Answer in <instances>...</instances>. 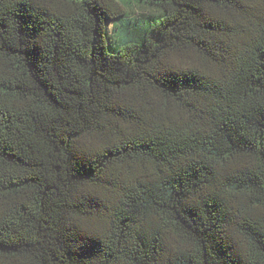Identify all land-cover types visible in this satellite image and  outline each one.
<instances>
[{
  "label": "trees",
  "instance_id": "1",
  "mask_svg": "<svg viewBox=\"0 0 264 264\" xmlns=\"http://www.w3.org/2000/svg\"><path fill=\"white\" fill-rule=\"evenodd\" d=\"M0 264H264V0H0Z\"/></svg>",
  "mask_w": 264,
  "mask_h": 264
},
{
  "label": "clouds",
  "instance_id": "2",
  "mask_svg": "<svg viewBox=\"0 0 264 264\" xmlns=\"http://www.w3.org/2000/svg\"><path fill=\"white\" fill-rule=\"evenodd\" d=\"M113 27H118V26H116V25H114ZM123 37V32H118L117 34H116V39H120V38H122Z\"/></svg>",
  "mask_w": 264,
  "mask_h": 264
}]
</instances>
